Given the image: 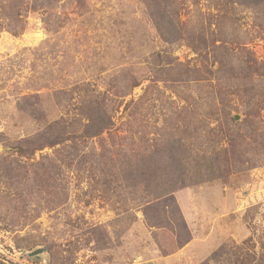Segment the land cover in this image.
I'll return each mask as SVG.
<instances>
[{"label":"rangeland","instance_id":"rangeland-1","mask_svg":"<svg viewBox=\"0 0 264 264\" xmlns=\"http://www.w3.org/2000/svg\"><path fill=\"white\" fill-rule=\"evenodd\" d=\"M0 264H264V0H0Z\"/></svg>","mask_w":264,"mask_h":264}]
</instances>
